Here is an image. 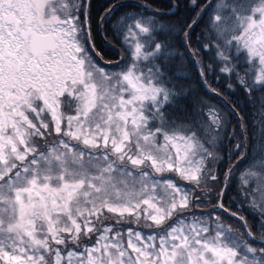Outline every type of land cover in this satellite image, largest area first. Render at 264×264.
<instances>
[{
	"label": "snow or ice",
	"instance_id": "1",
	"mask_svg": "<svg viewBox=\"0 0 264 264\" xmlns=\"http://www.w3.org/2000/svg\"><path fill=\"white\" fill-rule=\"evenodd\" d=\"M234 93L264 0H0V264H264Z\"/></svg>",
	"mask_w": 264,
	"mask_h": 264
},
{
	"label": "trees",
	"instance_id": "2",
	"mask_svg": "<svg viewBox=\"0 0 264 264\" xmlns=\"http://www.w3.org/2000/svg\"><path fill=\"white\" fill-rule=\"evenodd\" d=\"M98 43H101L102 46L106 47V45H103V41L100 38H98ZM233 99H234L235 103H237L240 106L242 112L244 113V115L248 119L249 134H250V138H251V143L253 145H257V147H255L253 155H258L260 148L264 147V141L261 140V136L257 132V128L259 127L261 120L264 119V118L259 117L260 103L258 101L257 102H249L239 93H234ZM241 101H243V103H241ZM220 102L223 103V101H220ZM252 108L256 109L255 115L253 114L252 111H250V109H252ZM253 120H256L255 124L252 122Z\"/></svg>",
	"mask_w": 264,
	"mask_h": 264
}]
</instances>
